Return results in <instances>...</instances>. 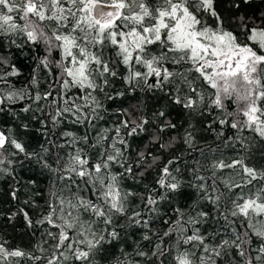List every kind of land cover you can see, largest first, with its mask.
<instances>
[{
	"label": "snow or ice",
	"instance_id": "obj_1",
	"mask_svg": "<svg viewBox=\"0 0 264 264\" xmlns=\"http://www.w3.org/2000/svg\"><path fill=\"white\" fill-rule=\"evenodd\" d=\"M242 2L248 4L250 0ZM216 3L217 0H0V35L20 33L27 37L26 43L43 45L45 54L37 58L39 63L31 79L37 91L30 98L37 105L45 100L49 101L50 108L55 106V114L50 113L53 127L62 119L90 125L96 119H103L100 115L103 104L96 93L113 99L106 89L114 79L120 78L129 91L159 92L171 104L186 110L206 109L209 113L215 110L213 123L235 129L241 147L247 150V138L239 135L245 130L264 140V12L259 19L244 14L229 19L220 13ZM240 4L241 0H230V5L236 9ZM209 17L213 23H209ZM0 65L10 69L0 71V84L11 88L5 93L0 87V105L23 99L25 89H16L9 83V77L19 75L16 66L9 64L2 55ZM41 66L52 77L49 90L43 94L39 91L37 75ZM121 67L125 70L123 73ZM73 89L78 93L72 95ZM116 95L124 96L125 92ZM30 110L31 105L23 109L24 112ZM119 114L125 118L114 129H104L98 134L97 143L91 145L93 148L104 146L94 162L78 147L80 142L87 144L88 137H77L65 131L62 134L67 138L65 143L55 147H70L74 151L69 152L66 159L57 156L55 168L45 158L48 147L41 145V152L29 153L11 130L8 134L0 131V157L11 146L16 150L12 155L23 153L29 159L35 158L53 172L58 181L68 182L65 190L70 194L64 196L63 192L53 191L49 211L36 221L41 226L48 225L42 236L56 241L51 256L33 255L20 248L10 250L6 241H0V264H21L25 260L35 264L45 259L46 264H63L69 260L73 264H96L95 257L106 251L105 245L121 238L118 228L125 225L116 224L118 217H126L128 226L145 229L143 240L151 243L152 236L158 237L151 256L159 259L160 264L169 257L170 264H217L216 258L227 254L228 249H234V256L240 258L237 264H264V187L254 197L246 199L240 195L232 200L230 215L243 216L246 224L241 222L243 231H240L234 221L228 220L229 214H224L225 220L232 225L234 238L223 239L218 245L209 244V237L201 234L198 227L207 220V212L200 211L193 216L194 209L185 211L177 207L173 210L176 219L165 221L169 227L162 234L152 232V220L145 219L142 211L134 209L129 214V198L136 193L126 191L121 184L123 176L134 174L132 166L126 163L124 151L128 142L123 136L146 131L149 119L128 109ZM153 116L154 122L163 121L152 137L153 142L160 140V133L177 127L167 118L164 109ZM113 130L115 137H109L107 133ZM109 139L111 145L105 146L104 142ZM175 139L172 137L168 144L161 143L160 147L167 149ZM192 140V134L186 131L185 143L191 147ZM117 143L123 145V149L117 147ZM138 155V168H152L160 159L152 156L149 162L151 153ZM4 163L5 158H0V166ZM173 163L169 160L160 169L156 183L164 192L159 200L152 194L155 189L150 190L146 198L141 196L148 212H158L159 202L181 189L182 182L170 169ZM113 164H119L124 171L113 173ZM226 168L238 169L236 175L240 177V182L224 181L229 193L255 180H264V169L248 166L243 156L231 162L213 161L210 165L212 177ZM196 179L204 181L194 185L198 193L203 194L201 198H207L218 208L223 194L213 195L218 192L215 181L209 192L205 177L197 175ZM82 191L91 195L86 197ZM12 198H17L15 190ZM20 212L32 227L29 214L24 209ZM15 215L13 213L9 219ZM100 224L104 226L102 229ZM173 235L176 236L174 243L164 247L165 238L171 240ZM253 237L262 241L257 248L251 247ZM36 247L45 251L40 245ZM135 255L151 258L139 246ZM128 257L121 248L115 264H140L139 261L130 262Z\"/></svg>",
	"mask_w": 264,
	"mask_h": 264
},
{
	"label": "trees",
	"instance_id": "obj_2",
	"mask_svg": "<svg viewBox=\"0 0 264 264\" xmlns=\"http://www.w3.org/2000/svg\"><path fill=\"white\" fill-rule=\"evenodd\" d=\"M216 6L220 13L226 18L231 19L234 16L244 14L248 17L259 19L260 13L264 12V0H250L248 4H244L241 0L240 8L236 9L230 5V0H217ZM209 17V23H213ZM14 41V43H13ZM27 37L23 34L17 33L14 35H0V55L4 56L9 64H14L18 69L19 75L9 77V83L16 89H25L24 98L13 103H5L0 105V131L11 134L21 141L27 152H41V145L48 147L49 152L46 154V159L53 168L56 167L57 156H68L69 152L74 151V148L65 147L58 148L55 145L65 143L67 138L62 134L65 131H70L76 134L77 137H88V143L80 142L78 147L83 148L91 157L93 162L99 156L104 146L91 147L97 143L98 134L104 129H114L120 120L125 117L119 113L128 109L135 115H144L149 119V124L146 125V131L134 136H123L128 142V147L124 151L126 163L133 168V175L126 174L121 178L122 187L126 191H132L136 195L129 198V209L131 212L136 209L144 213L145 219H151V229L155 233H163L169 227L165 223L166 220L174 221L176 214L174 209L177 207L192 211L195 216L197 212H207L208 218L202 222L198 227L201 234L209 237L208 243L218 245L223 239L234 238L232 232V225H230L224 218V214L228 215V220L234 221L235 227L243 231L241 222L244 221L243 216L232 217L230 212L232 210V200L237 196L243 195L246 199L254 197V194L264 187V180H255L247 187L234 189L233 193H229L225 187L224 181L240 182V177L236 175L238 169H223L218 171L216 176L212 177L210 165L213 161L223 159L225 162H231L233 159H239L242 156L245 158L246 164L256 169H264V140L258 137L254 132L245 130L239 135L247 138L245 143L247 150L241 147L237 139V131L230 126L222 127L218 122L213 123L216 115L215 110L209 113L206 109L191 111L183 109L179 106L171 104L170 100L162 93H152L137 89L129 91L123 79L116 78L112 81L110 86L106 89L107 93L113 96V99H107L104 93L97 92L98 99L103 104V110L100 115L103 119H96L92 124H73L70 119H62L61 123L53 127L51 115L55 114V106L49 107V101L41 100L39 105L33 102L37 88L31 85L33 76V69L39 63L37 59L45 54L43 45L33 46L26 43ZM21 45L22 47H17ZM59 58V54H55ZM10 69L5 65H0V71L6 72ZM53 71H56L53 69ZM121 73L125 70L120 69ZM39 83V91L43 94L49 90V84L52 77L48 75L46 69L42 66L37 73ZM4 88L5 93L11 88L7 85L0 84ZM125 92L124 96H118L116 93ZM78 93V90L73 89L72 95ZM31 105V110L24 112L23 109ZM164 109L167 113V118L176 124L175 129H168L160 133V140L152 141V137L156 134L159 123L163 121L154 122L155 117L153 113ZM203 111V114H201ZM41 121H46L42 125ZM25 125L27 127H25ZM211 125V127H209ZM192 134V146L185 143V133ZM47 133V135H45ZM222 133V135H220ZM109 137H115V131L107 133ZM123 135V133H122ZM172 137H176L175 141L167 149H162L160 144H168ZM231 138V139H229ZM51 140L53 143H48ZM112 140L109 139L104 142V145H111ZM123 149V145L117 143L116 145ZM111 152V148H109ZM14 148L8 146L7 151L3 153L0 158H5V163L0 166L3 170L0 171V241H6V247L10 250L15 248L23 249L33 255L43 256L48 258L54 251L53 245L55 240H49L46 235L42 233L48 228V225L36 224L37 220L49 211V203L53 200L51 193L56 191L63 192L64 196L70 195L65 190L67 181H58L56 175L42 166L41 162H37L35 158L29 159L23 153H17ZM144 152L146 155L151 153L148 157L151 162L152 156L160 157L157 163L152 168H138L137 161L139 160V153ZM114 154V153H113ZM173 160L174 163L170 165L173 175L182 182L181 189L176 193H170L168 198L161 200L158 204V212H148L141 201V196L147 197L150 190L153 195L159 200V195L164 192L160 189L156 181L159 178L160 169ZM11 161V164L8 163ZM64 161H62L63 163ZM179 169L177 172L176 170ZM119 164L112 165L113 173L123 172ZM143 172V175H140ZM200 175L205 177L206 186L211 191L213 180L218 189L217 193L213 195H221L219 207L211 203L207 198H201L202 193H198V189L194 185L204 183L196 179ZM55 184V187L53 186ZM13 190L16 191L17 198H12ZM82 195L88 197L91 195L88 191H82ZM27 201V203H25ZM243 203V201H240ZM139 206V207H137ZM20 209L26 211L33 226L29 227L25 221L24 215ZM13 213H16L12 219H9ZM246 224V221H244ZM116 224L125 225L124 228H118L121 232L119 241L112 242L111 245H105L106 251L98 254L95 257L96 264H115V258L120 255V249L123 248L129 254V261H139L140 264H160V260L151 256L154 246L159 242L157 236H152L151 243L143 240L145 229L139 226H128L126 217L116 218ZM104 226L99 225L102 229ZM52 231H57L52 229ZM190 234V233H189ZM151 235V233H150ZM176 236L173 235L171 240L165 238L167 243L163 245L168 247L173 244ZM48 240V243H44ZM262 241L253 237L252 248H257ZM40 245L45 251L41 252ZM149 253V257H140L135 255L138 248ZM234 249H228L227 254L217 257V264H237L238 256H234ZM254 256L255 253H252ZM16 259V258H13ZM62 259V258H61ZM21 264H34L31 260L22 261ZM35 264H46V259L43 262H35ZM63 264H73L71 260L64 261ZM164 264H170V257L164 259Z\"/></svg>",
	"mask_w": 264,
	"mask_h": 264
}]
</instances>
